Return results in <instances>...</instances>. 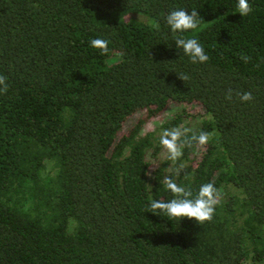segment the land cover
<instances>
[{
  "label": "trees",
  "instance_id": "obj_1",
  "mask_svg": "<svg viewBox=\"0 0 264 264\" xmlns=\"http://www.w3.org/2000/svg\"><path fill=\"white\" fill-rule=\"evenodd\" d=\"M237 2L0 0V264H264V0L246 17ZM178 8L198 10V30L171 32ZM177 35L209 61L192 63ZM171 104L183 106L143 134ZM190 105L207 117L189 136L210 139L183 149L173 179L223 193L203 225L145 210L172 199L160 183L172 162L146 173L162 131L196 116Z\"/></svg>",
  "mask_w": 264,
  "mask_h": 264
},
{
  "label": "clouds",
  "instance_id": "obj_2",
  "mask_svg": "<svg viewBox=\"0 0 264 264\" xmlns=\"http://www.w3.org/2000/svg\"><path fill=\"white\" fill-rule=\"evenodd\" d=\"M236 10L243 17L252 13L253 8L249 0H238ZM166 24L173 34L195 32L201 25L200 15L197 9L192 8L189 14L186 8H178L170 11L166 16ZM90 46L100 50L101 55H107L110 52L109 42L102 38H95L90 41ZM175 46L182 49L183 53L188 56L192 63H206L210 57L206 54L203 45L194 37H185L177 35L175 37ZM247 63L251 58L242 56ZM178 78L184 82L189 77L184 73H178ZM7 77L0 75V93H7L8 84ZM236 96L243 102L252 101L254 99L251 91L239 92ZM226 98L231 101L233 98V90L229 89ZM190 129L174 127L164 129L160 134V145L167 152V158L172 162H177L183 157V149L192 147L195 144L198 148H204L210 139V133L201 131L198 135L192 133L189 136ZM181 163L172 170L170 175H165L160 181L164 188L172 194V199H151L146 205L145 210L156 216H164L172 221H182L184 219L193 220L198 225L211 222L214 218L216 206L221 203L222 195L213 182L201 184L195 193L191 187L178 184L173 176H179L184 169ZM152 176L150 170L146 173Z\"/></svg>",
  "mask_w": 264,
  "mask_h": 264
},
{
  "label": "rangeland",
  "instance_id": "obj_3",
  "mask_svg": "<svg viewBox=\"0 0 264 264\" xmlns=\"http://www.w3.org/2000/svg\"><path fill=\"white\" fill-rule=\"evenodd\" d=\"M136 17H138L139 19H143L141 16L137 15ZM183 105H177V104H171L170 107L164 111L162 114H160L157 117L152 118L151 120H149L148 122H146V124L144 125V128L142 130V133L145 134L147 132H152L154 130H158L161 125L163 123H165L168 119H170L171 117H173V115L175 114V112H177V110L181 109ZM189 112L192 115H196V116H192L190 118H187L182 124H181V128H188L190 130H196L200 124L202 123V121L207 117V115H205L204 110H202V107L198 106V105H190L188 106ZM139 114H136L135 116H133L132 118H130L127 123H126V127L131 126L136 119L138 118ZM200 151H202V148H200ZM167 152L165 149L162 148L160 155H159V159L155 160V159H151L152 160V167H151V172L153 173V171L156 168L157 165V161L160 159H168L167 158ZM149 158H152L151 156H148ZM198 157H200V154L198 155ZM172 162V161H171ZM174 162H172L171 167L169 169V171L171 172L174 166ZM153 176V175H152ZM151 176V177H152ZM228 190V189H227ZM229 190H234L232 188H229ZM226 191V190H225ZM235 191V190H234Z\"/></svg>",
  "mask_w": 264,
  "mask_h": 264
}]
</instances>
